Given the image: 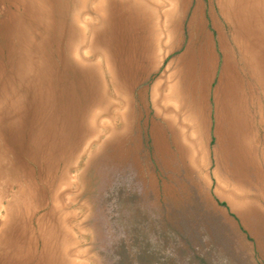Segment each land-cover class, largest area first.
Instances as JSON below:
<instances>
[{
  "label": "rangeland",
  "instance_id": "rangeland-1",
  "mask_svg": "<svg viewBox=\"0 0 264 264\" xmlns=\"http://www.w3.org/2000/svg\"><path fill=\"white\" fill-rule=\"evenodd\" d=\"M0 264H264V0H0Z\"/></svg>",
  "mask_w": 264,
  "mask_h": 264
}]
</instances>
